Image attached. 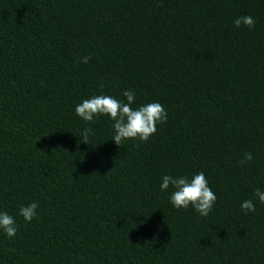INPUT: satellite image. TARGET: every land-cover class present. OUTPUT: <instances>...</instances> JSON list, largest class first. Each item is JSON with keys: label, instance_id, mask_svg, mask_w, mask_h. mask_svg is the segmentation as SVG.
Instances as JSON below:
<instances>
[{"label": "trees", "instance_id": "trees-1", "mask_svg": "<svg viewBox=\"0 0 264 264\" xmlns=\"http://www.w3.org/2000/svg\"><path fill=\"white\" fill-rule=\"evenodd\" d=\"M249 15L254 28L234 26ZM125 90L134 109L168 113L147 142L119 146L109 116L75 113ZM201 171L217 197L207 217L160 189ZM257 188L264 0H0V212L18 229L0 230V264H264Z\"/></svg>", "mask_w": 264, "mask_h": 264}, {"label": "clouds", "instance_id": "clouds-1", "mask_svg": "<svg viewBox=\"0 0 264 264\" xmlns=\"http://www.w3.org/2000/svg\"><path fill=\"white\" fill-rule=\"evenodd\" d=\"M233 24L236 28L246 26L252 29L255 27V20L250 15L240 16L233 21ZM90 59V56L81 57L80 62L88 63ZM122 95L126 97L127 102L108 95H96L90 99H84L76 105L75 113L85 122H92L97 116H109L114 121L112 140L119 146L126 140L147 142L157 132V124L167 123V111L159 102H151L134 109L132 104L135 102L136 93L133 90H125ZM93 135L95 133L92 128H84L80 136L81 142L88 143L89 137ZM252 160V153L246 152L240 163L243 166ZM170 186L173 191L169 200L175 208L187 209L191 206L202 217H207L213 210L217 197L209 187L203 171L195 174L190 180L184 176L164 175L160 185L161 191L168 190ZM254 196L261 204H264V191L257 188ZM37 209L38 204L33 202L27 206H22L19 214L25 221L31 222L37 216ZM241 210L246 214L254 213L256 205L253 200H245L241 204ZM0 230L9 239L17 235L18 229L15 219L7 212H0Z\"/></svg>", "mask_w": 264, "mask_h": 264}]
</instances>
